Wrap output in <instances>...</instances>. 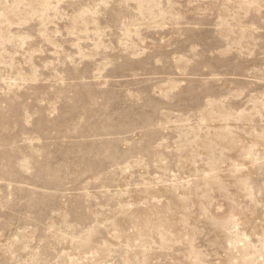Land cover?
<instances>
[{
	"label": "rangeland",
	"instance_id": "obj_1",
	"mask_svg": "<svg viewBox=\"0 0 264 264\" xmlns=\"http://www.w3.org/2000/svg\"><path fill=\"white\" fill-rule=\"evenodd\" d=\"M0 264H264V0H0Z\"/></svg>",
	"mask_w": 264,
	"mask_h": 264
}]
</instances>
